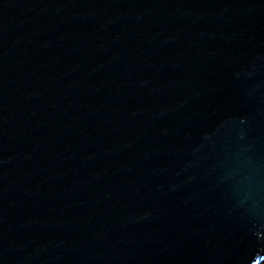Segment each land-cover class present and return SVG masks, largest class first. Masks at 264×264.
Returning a JSON list of instances; mask_svg holds the SVG:
<instances>
[{"label": "water", "instance_id": "obj_1", "mask_svg": "<svg viewBox=\"0 0 264 264\" xmlns=\"http://www.w3.org/2000/svg\"><path fill=\"white\" fill-rule=\"evenodd\" d=\"M0 264H264V0H0Z\"/></svg>", "mask_w": 264, "mask_h": 264}]
</instances>
